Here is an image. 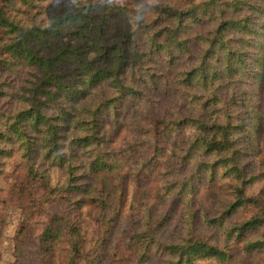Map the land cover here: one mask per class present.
I'll use <instances>...</instances> for the list:
<instances>
[{"label": "trees", "instance_id": "trees-1", "mask_svg": "<svg viewBox=\"0 0 264 264\" xmlns=\"http://www.w3.org/2000/svg\"><path fill=\"white\" fill-rule=\"evenodd\" d=\"M35 1L43 7L28 25L13 15L18 11L17 4L26 5L28 0L0 4V72L15 73L26 62L36 64L41 72L35 71L36 80L24 81L20 86L0 84V94L13 100L9 109H0V187L8 185L1 178L6 176L8 160L14 157L25 165L28 182L25 185L23 179L22 185L14 182L11 187L22 210L27 202V212H36L40 206L51 204L52 198L71 207L69 217L54 213L39 232L42 264H56L59 258L60 264L103 263V235L98 233L100 241L90 243L81 212L84 207L99 211L107 228L113 219L105 217L116 214L117 200L125 192L119 180L124 168L123 150L112 153L102 148L106 121L123 117L120 128L134 131L128 134L129 143H125L130 153L147 147L156 153L147 158L144 171L153 169L163 136H170L164 130L177 127L180 132L188 125L183 120L167 123L166 118L146 128L138 124L142 100L159 88L160 61L173 67L186 58L188 70L181 73L186 87H210L217 80L227 82L234 89L229 101L233 107L228 105V109L239 110L224 129L208 126L207 119L199 121L203 133L194 136L182 158L185 169L197 161L195 170L171 187L178 190V200L189 201L198 183L209 177L210 184L215 185L220 175L225 177L239 169L242 159L255 157L254 162H260L264 169V3L261 9L239 19L233 15L244 12L246 0H143L127 7H113L115 0H64L65 9L60 14L54 13L51 3L44 5L48 0ZM99 11L109 13L101 18ZM46 13L51 15L50 20H42ZM207 21L214 25L202 28L194 38L186 36L194 33L198 24L207 25ZM241 30L247 33L246 38L237 37ZM4 41L9 43L5 45ZM35 45L45 54H35ZM250 54L254 69L253 63L247 61ZM242 67L254 70L252 83H246L244 93L239 91L245 76L240 71ZM210 88L219 90L221 86ZM53 167L63 172L58 183L51 179ZM140 173L141 170L137 172ZM259 174L242 181V191L236 199H228V203L227 199L221 200V210H216L219 216L207 221L219 229L217 245L207 243L195 232L163 245L160 235L171 222L170 211L159 221L149 217L141 223L126 246L127 260L144 264L155 253H162L166 256L164 264H231L235 245L244 241L246 249L259 253L257 264H264L263 196L241 197L248 185L264 177V172ZM39 187L45 190V196L28 193ZM21 192L29 195L23 199ZM243 205L253 208L252 215L241 226L231 223L234 212ZM191 212L188 216L185 213L184 226L188 221L195 225L199 221L200 216ZM191 216L193 222L188 220ZM28 226L21 224L17 239ZM61 242L65 244L63 250H59ZM19 250L18 246L16 255ZM135 257L138 259L134 263Z\"/></svg>", "mask_w": 264, "mask_h": 264}, {"label": "rangeland", "instance_id": "rangeland-1", "mask_svg": "<svg viewBox=\"0 0 264 264\" xmlns=\"http://www.w3.org/2000/svg\"><path fill=\"white\" fill-rule=\"evenodd\" d=\"M186 2L188 0H179L178 3ZM201 1V0H198ZM247 7L241 15L234 14L233 16H238L239 19H244L247 15L253 13L255 9H261L264 0H246ZM7 0H0V4H5ZM117 2V4H115ZM113 7L116 5H123L127 7L126 4H134L143 2V0H115ZM28 4L21 6L17 4L18 11H15L13 15L16 19L26 22L27 25L35 19L40 7L43 4L38 3L35 0H28ZM51 3L53 6V11L56 14H60L61 11L65 9L64 0H48L44 5ZM256 12V11H255ZM104 13L99 11L97 14L103 18ZM228 17L233 19V16L229 13ZM49 13L42 15V20L51 19ZM48 20V21H49ZM47 21V22H48ZM46 22V21H45ZM208 24L203 26L201 24L197 25L196 31L191 34H187L189 38H194L198 36L202 28L208 29L214 24L211 21H207ZM206 23V22H204ZM123 28V24L120 22V29ZM75 31V29H73ZM238 38H246L247 33L244 30L239 31L237 34ZM5 45L8 41H4ZM235 44H238L237 42ZM77 48V44H75ZM252 48V47H251ZM248 49V48H246ZM244 49V51H246ZM256 48H252L254 52ZM33 51L35 54H45V51L40 46H33ZM257 51V50H256ZM251 53V52H248ZM226 55H223L225 60ZM31 62V60L29 59ZM160 61V60H159ZM248 63H253L252 69L255 67V61L251 57L248 58ZM254 61V62H253ZM33 64V63H32ZM155 65L154 63H151ZM26 66H21L15 73H10L8 71L0 72V84H5L9 86H20L24 81L36 80L33 73L37 71L36 64L31 65V63L26 62ZM188 61L186 58H182L179 64L173 67H168L160 61L157 66V71L161 74V79L159 81V88L156 92H149L148 97L142 100L140 111V119L138 124L141 122L140 128H146L149 124H155L156 122L163 123L165 118L170 122V120H183L188 122L183 129L180 130L176 127H169L167 130L169 135L163 136L162 145L159 147V153H157V160L153 169L151 168L144 171V166L147 165V158L154 156L156 153L154 151H148V147L145 149H140L138 152L133 151L130 153L129 143L127 137L128 134H134V131L129 128H120L119 121L123 122V117L119 120L115 116L106 121V138L103 142V150L121 151V162L124 168L121 169V174L119 180L123 182L125 187V192L122 198H118V204L116 206V214H107L106 220L113 219L110 226L107 225L105 228V221H101V214L98 211L91 210L88 207H84L82 210L83 221L85 226V232H87L89 241L91 244H95L100 239L97 237L98 233L103 235L104 240L100 242L106 243L104 246V260L102 264H131L128 259V254L126 246L135 234L136 229L141 225L142 222L147 220L149 217L154 218V221H159L160 218L164 217L167 213H172L171 222L163 229L160 235L161 241L164 244H170L176 242L181 237H189L195 232L198 237L204 238L207 243L213 242L218 243L219 229L217 227L210 226L208 224L209 219L219 216L216 214V210H221V200L225 202L227 199L231 201L236 199L238 193L242 191V181L249 180L253 177L259 176L260 171L264 172V169L260 166V162L255 163V157L242 159L239 164V169L235 172L224 175H220L215 185L210 184V177L198 183L195 187V192L190 193L188 199L189 201H179L178 200V190L172 189V185L177 182H183L184 179L189 175V171L195 170V164H189L187 168H183L182 158L184 156V149L188 148V144L194 139V136L201 135L203 130L200 127V120H208L209 125L214 128L222 127L223 129L229 123L231 116H235L238 113V109L233 112L228 109L233 106L230 105L229 101H232L234 89L227 82L216 81L210 87H220L219 90L211 89L208 86L199 87H186L183 85L182 81V70H188ZM35 67V68H34ZM251 68H241V72L244 76L243 84L239 88L240 93H244L246 83H252L251 76L254 74V70ZM248 72V73H247ZM157 73V72H156ZM247 73V74H246ZM158 74V73H157ZM158 74V75H159ZM250 79V80H249ZM150 80V79H148ZM151 82V81H150ZM209 88V89H208ZM13 100L9 97H3L0 94V109H9L11 107ZM51 112V111H49ZM126 121V120H125ZM199 124V125H198ZM166 125L164 124V127ZM207 126V127H208ZM205 128V127H204ZM120 129L119 133L118 130ZM139 140V139H138ZM223 140V139H222ZM160 142V143H161ZM125 144V145H123ZM123 146V147H122ZM119 149V150H118ZM127 149V150H125ZM133 157L134 160L132 159ZM198 158V157H197ZM199 159V158H198ZM14 160V157L8 160V170L6 171V176L2 177V183L8 184L7 186L0 187V264H42L43 255L39 253L38 238L39 232L44 228L45 224L50 220L52 214L66 215L69 217L70 212H72L71 207L68 203L59 201L58 199L52 198L53 201L47 206H40L36 212H27L28 204L24 202L23 210L19 207L16 197L13 195L11 187L12 184L22 185V180L25 179V185H28L25 176V165H20V161ZM136 160V161H135ZM142 161H144L142 163ZM200 162V161H198ZM246 164L247 167L246 168ZM144 165V166H143ZM46 164V167H49ZM143 166V167H142ZM185 166V167H186ZM241 167V168H240ZM141 170L140 174H137ZM244 174L242 180L240 178V173ZM63 172L59 169L54 168L51 170V179L53 182L58 183L62 179ZM1 186V185H0ZM214 186V188H212ZM15 192L18 190L15 188ZM192 192V191H191ZM264 177L262 179L255 181L252 185H248L244 195L241 196L243 199H248L250 195L252 198L254 196H263L264 199ZM29 194L36 197L45 196V190L32 189L29 190ZM246 193V194H245ZM25 199L27 192L22 193ZM186 205V208H185ZM194 209V211H193ZM253 208H249L243 205L234 212L232 216L231 223H235L239 226L243 225L253 213ZM200 216L197 224H191L190 221L187 222L188 226L183 225V218L186 213L190 212ZM206 216V217H205ZM100 217V218H99ZM193 222V216L191 219ZM28 223L24 235L18 237L17 231L20 229L22 223ZM230 227V226H229ZM185 235V236H184ZM191 236V237H192ZM94 238V241L92 240ZM98 239V240H97ZM94 242V243H93ZM64 242L59 245V250H63ZM21 250L16 255L17 247ZM246 243H238L234 247L233 256L231 259V264H257L259 261V253L251 252L249 249L245 248ZM59 250L57 252V258H59ZM128 256V257H127ZM207 256H205L206 258ZM60 259V258H59ZM57 259L56 264H60V260ZM138 257H135V261ZM166 256L162 253H155L144 264H164L163 260ZM168 260V259H167ZM166 260V261H167ZM168 264V262H166ZM202 263V262H200ZM205 263V262H203ZM211 262H207L208 264Z\"/></svg>", "mask_w": 264, "mask_h": 264}]
</instances>
